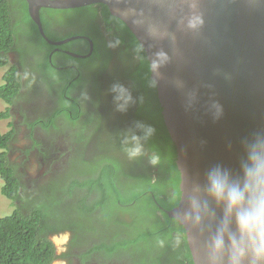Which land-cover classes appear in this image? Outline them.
I'll return each instance as SVG.
<instances>
[{
    "label": "trees",
    "instance_id": "obj_1",
    "mask_svg": "<svg viewBox=\"0 0 264 264\" xmlns=\"http://www.w3.org/2000/svg\"><path fill=\"white\" fill-rule=\"evenodd\" d=\"M11 7L23 17V23L26 24L23 32L27 41H23L22 46L25 45L22 48L20 45L16 47L19 32L13 29L14 11ZM41 19L48 39L56 42L83 34L90 36L95 46L86 59L54 52L53 60L64 68L56 70L60 83L58 108L48 114L45 120L31 124V127L40 124L45 130L68 136L70 129L65 131L63 123L57 125L61 122L58 119L64 117L71 130L77 128L80 153L87 150L95 128L98 131L95 136L98 137L92 145L89 160L82 154L77 158L86 167V180H72V175L66 173L56 174L49 181L37 185L41 193L36 196L35 202L31 200L28 206H24L25 210L20 207L11 215L0 218V264L48 263L55 244L47 235L68 229L72 233L82 230L98 232L97 236L90 235L93 231L86 235L79 233L87 237L84 243L80 242L78 234L73 236L71 245L84 246L86 250L92 247L89 253L104 251L105 255L108 252L115 255L119 249L132 246L139 247L143 259L139 264H189L184 247L175 248L170 243L175 234V225L167 211L172 210V198L179 193L181 178L176 165V148L164 123L156 84L152 86L150 64L144 48L128 26L112 15L106 5L68 10L42 9ZM58 24L73 25L62 34L50 33ZM102 25L119 45L116 52L119 62L116 59L114 61L115 51L109 46V38ZM36 46L48 52L68 48L80 55L90 53L89 42L83 39L61 47L50 45L42 38L31 19L26 0H0V68L9 63L8 51L13 49L22 55L26 53L27 58ZM131 55L139 58L138 64L131 59ZM73 65L77 67L72 68ZM89 71L95 73V84L89 77ZM45 78L47 75L43 76ZM114 84H122L131 92L137 108L129 106L126 112L116 117L112 108L106 109L105 93H110L113 98L111 88ZM21 89V73L17 66L8 69L4 84L0 86V98L12 104ZM78 89L85 92L89 90L95 110L83 109L82 97L76 96L73 91ZM50 93H54L53 88ZM10 111L1 112L0 118H8ZM138 125L145 127L140 128ZM147 126L153 127L155 134L145 142V152L159 155L156 166L149 164L147 155L129 160L123 149L127 132L143 136ZM16 134L15 128L6 134L0 132V177L4 181L2 194L13 201L19 199L20 189L15 163L9 158L11 142ZM71 138L67 137L69 141ZM68 144L72 148L70 152H74L73 144ZM76 186L87 187L89 194L94 191L97 196L87 203L91 198L85 196L72 207V203L66 201L71 197L70 189ZM29 199L30 196L23 197V200ZM63 203H69L66 213L71 220L64 216ZM53 218L58 223H52ZM158 239L166 241L163 247L157 243ZM126 253L129 255V252Z\"/></svg>",
    "mask_w": 264,
    "mask_h": 264
},
{
    "label": "water",
    "instance_id": "obj_2",
    "mask_svg": "<svg viewBox=\"0 0 264 264\" xmlns=\"http://www.w3.org/2000/svg\"><path fill=\"white\" fill-rule=\"evenodd\" d=\"M26 2L31 19L51 45L85 38L91 54L94 49L93 41L81 35L56 42L48 39L42 9L102 4L128 26L146 52L164 123L176 148L180 185L185 188L211 166L235 167L240 141L264 129V0ZM193 17L200 22L189 28ZM161 51L168 60L153 71L151 63ZM213 103L222 108L218 118ZM167 214L171 218L172 210Z\"/></svg>",
    "mask_w": 264,
    "mask_h": 264
},
{
    "label": "clouds",
    "instance_id": "obj_3",
    "mask_svg": "<svg viewBox=\"0 0 264 264\" xmlns=\"http://www.w3.org/2000/svg\"><path fill=\"white\" fill-rule=\"evenodd\" d=\"M199 22V18L193 17L188 21V27L195 28ZM167 60L165 52H157L156 59L151 63L152 70H157ZM5 67L8 68L2 77V84L6 72L12 68L9 63ZM152 86L155 87V81ZM111 92L114 94L116 110L126 112L133 103L131 92L122 84H114ZM33 97L30 87L27 94L20 93L12 104L3 100L7 104L3 112L10 109V118L11 112L17 107L22 108L24 104L29 106ZM212 108L218 118L222 114L221 106L213 103ZM18 114L19 122L28 117L27 111ZM34 127L36 125H30V128ZM14 128L18 132L17 122L10 131ZM154 134L155 129L151 126H147L143 136L127 132L123 149L128 159L137 160L147 155L149 164L156 166L160 160L159 155L145 152V142ZM66 202H71L73 207L80 201L76 202V198L71 196ZM171 209L175 234L170 243L175 248L184 247L189 264H196L197 256L200 264H264V129L253 131L240 141L235 167L217 164L209 167L200 180L190 183L187 188L180 185L179 193L172 198ZM69 235L66 233L54 237L68 238ZM157 243L163 247L166 241L158 239ZM193 246L195 251H192Z\"/></svg>",
    "mask_w": 264,
    "mask_h": 264
},
{
    "label": "flooded vegetation",
    "instance_id": "obj_4",
    "mask_svg": "<svg viewBox=\"0 0 264 264\" xmlns=\"http://www.w3.org/2000/svg\"><path fill=\"white\" fill-rule=\"evenodd\" d=\"M11 8L14 11L13 7ZM12 19L14 22L13 29L15 30L16 33L19 32L18 42L16 43V47L20 45V47L22 48L25 45L24 43V45L22 46L23 41L24 40L27 41L26 40L27 38L23 32L26 24L24 25L23 17L18 12L14 11V13L12 14ZM72 25L73 24H58L56 28H52L50 30V33L62 34L64 30H68L69 28L72 27ZM29 29L31 31V25H29ZM102 29L104 30L105 35L109 38L108 39L109 46L113 47L112 51H115L113 53L114 61L116 59L119 62V57L116 56V52L118 50L117 46H119L118 43L115 41L114 37L110 36V34L106 31L103 25H102ZM79 35L88 37L92 40V38L88 35H83V34H79ZM23 36L25 37L23 38ZM42 38L44 37L42 36ZM82 39L89 42V40L85 38H80L78 40H82ZM68 44L69 43L59 46L58 45H53V46L61 47V46H66ZM89 46H90V53L87 55H82V54L80 55L68 48H62V49L57 48L55 51L53 50L48 52L44 48L37 46L33 47L34 50H31V54L29 53L30 55H28L27 58L25 57L26 53L22 55V53L16 50L13 51V49L7 52L10 66L11 67L17 66L18 70L21 73V83H22V89L20 90L21 93L23 95L27 94V89L30 88L34 83L37 87V90L33 93L34 97L31 100L29 106L27 107L28 117L21 121V122H26V124L20 122L21 124L20 134L19 136H17L16 134L13 141L11 142V152L9 158L12 162L15 163L14 165L17 170L16 171L17 176L19 177L20 180L19 199L15 200L14 201L15 203L14 202L11 203L15 207V209L22 207L25 210L24 206H28L30 204L29 201L33 200L35 202L36 196H38V194L41 193L40 190L38 191L37 189V184L45 182L46 180H48L49 178H51L56 174L66 173L67 175H72V180L74 179L86 180L85 179L86 176L84 174L86 167L84 166L83 161L77 160V158L78 155L82 154L83 156L85 155L86 160H89L93 148L92 145L95 143L96 138L98 137L95 136V133L98 132L97 128L94 129L93 134L90 136V143L87 147V150L83 151V153H80L82 152L79 151L81 145L79 146V142L77 141V135H75L77 132V128L74 129L72 128L71 130V126H67L68 123L64 117H60L58 119L61 122L58 123L57 125H62L63 123L65 125V131L70 129L68 136L67 135L62 136L58 132H56L55 134L53 133L54 131H50V130L46 131L41 126H37V125L34 128H30V125L37 123V121L39 120L46 119V116L49 115H45V114H50L53 110H56L58 108L57 100L60 96V89H59L60 83L58 82L57 79L56 70H62L64 68L58 66L57 64L58 62H55L53 60L55 56L54 52H62L67 55H70L68 53H76L80 55L82 59H86L91 55L90 42H89ZM93 46H95V43L93 44ZM73 48L76 47L74 46ZM29 49L31 48L29 47ZM129 52L131 53L132 50H129ZM131 59L135 61L136 64L139 63V58L136 55H131ZM76 67L77 66L73 65L72 68H76ZM45 75H47V78L43 79V76ZM89 77L91 78L93 84H95L94 83L95 73L93 71L91 72L89 71ZM60 82L63 83V80H61ZM104 82L105 80L102 81V83ZM51 87L54 89V93L52 95H50L51 94L50 91L52 90ZM73 91L76 94V96L82 97L83 100L82 106L84 110H86V108H90L89 110L91 111L95 110L93 104V96L90 95L89 90L87 92L79 89L77 91L75 90ZM82 94H84V96ZM104 99H105L104 106L106 107L107 110L112 108L114 110V113L117 112V114L119 115L121 114L120 111L115 110L116 106L110 93L106 92ZM135 100L136 99H134L133 103L130 105L133 108H137L136 106L137 103L135 102ZM84 117L85 116H82L81 118ZM67 137H72L73 139L71 138V141H69ZM69 142L70 144H73L74 152L67 153ZM13 150L15 151L14 154L17 157L16 161H14L12 158ZM36 162L38 163L40 168L36 172H32V168L30 167V164L33 165ZM70 190H71V196L73 198H76V202L78 200L84 199L85 196H89V198H91L87 200V202H90L97 196V193L94 191L89 194L88 188L83 186L82 187L76 186ZM28 196H30L29 200H23V197L26 198ZM75 205L76 203L73 206ZM64 216L68 218L67 213H64ZM52 223H58V220L56 218H53ZM91 231L86 232L82 230L79 231L78 233L77 232L72 233L71 230L68 229V230H62L61 232H57V233H49L47 236L51 241L53 240L55 235L70 233L68 237L70 243L68 247H64L61 250H59L56 246H54L55 250L54 253H52L51 260L48 263H39V264H139V261L143 260L139 253V247L130 246L124 249H119L115 255H110L109 252L106 253L105 255L104 251H93L89 253L92 247H89L86 250L84 246H77L76 244L71 245L74 234H78L80 238V242L84 243L87 237H84L79 233L86 235ZM90 235L97 236L99 234L98 232L93 231ZM126 252H129V255Z\"/></svg>",
    "mask_w": 264,
    "mask_h": 264
},
{
    "label": "rangeland",
    "instance_id": "obj_5",
    "mask_svg": "<svg viewBox=\"0 0 264 264\" xmlns=\"http://www.w3.org/2000/svg\"><path fill=\"white\" fill-rule=\"evenodd\" d=\"M7 68L8 67H5V68L0 69V85L2 84V81H3L2 80L3 79L2 77H3V75L5 73V70ZM36 90H37V87H36V85L34 83L31 86V91L34 93ZM6 107H7V104L3 100L0 99V112L5 111ZM27 107H28V104H24V106L22 108L17 107L16 110H13L11 112V117L10 118H8V119H0V129H1V131L4 132V133H7L8 131H10V128L13 127L14 123L17 122V130H18L17 136H19L20 131H21V124L19 122L20 121V118H19V114L18 113L20 111H22V113H25L27 111ZM113 113H114V111H113ZM116 115H117V112L114 113V117H116ZM75 135H77V134H75ZM71 149L72 148H70L68 146L67 153H69L71 151ZM10 152H11V150H9V155H10ZM14 152L15 151L13 150L12 158H13L14 161H16L17 160V157L14 154ZM30 167L32 168V172H36L40 168V166L38 165L37 162L35 164H33V165L30 164ZM52 177H55V175L52 176ZM2 185H3V181L0 178V218H3V217H6V216L11 215L13 213V211L15 210V207L11 204L12 201L2 194V188H3ZM68 206H69L68 203H63L64 213L67 212ZM59 209L61 210L62 207L59 206ZM68 219L71 220L69 217H68ZM53 242H54L55 246L59 250H61L64 247H68V245L70 243V240H69V238H66L65 236H59L57 238L54 237L53 238Z\"/></svg>",
    "mask_w": 264,
    "mask_h": 264
}]
</instances>
